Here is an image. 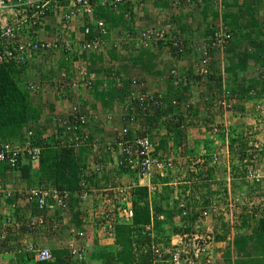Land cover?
<instances>
[{
  "label": "built area",
  "instance_id": "2783aa9c",
  "mask_svg": "<svg viewBox=\"0 0 264 264\" xmlns=\"http://www.w3.org/2000/svg\"><path fill=\"white\" fill-rule=\"evenodd\" d=\"M144 0H100L102 6H107L116 10L122 5H133L138 9L142 7ZM252 4H264V0H249ZM190 0H176L175 5H189ZM97 2L95 0H63V3L57 5L58 17L62 25L61 33L55 32L50 37L40 36L45 32L46 15L55 11V0H0V65L15 63H30L35 55H48L55 52L72 53L77 52L80 55L97 54L103 51L106 44V37L109 30L105 21L96 17ZM9 13L11 20H6V14ZM47 13V14H46ZM131 11H126L124 16L128 18ZM55 15V14H54ZM14 16V17H13ZM86 17L89 19V25L83 27L81 32L82 40L72 44L65 37L69 33L74 21ZM29 22L35 26V34L38 38L31 40L23 37L22 25ZM260 26L264 30V21H260ZM232 39V33L224 27L214 28L212 34L204 40L194 43L197 51V59L193 63L194 74L205 77L208 73V64L210 60V51L222 54ZM161 45L175 55L183 56L187 49L184 39L175 32L170 21H162L156 26L137 31L130 28L121 31L116 42H112L110 47L119 49L120 46L131 48L133 51L150 49L152 46ZM76 79L70 83L67 81L64 71L59 74V83L62 88L72 90L78 87L90 89L94 84V78L88 74L84 64L78 67ZM169 74L174 83L178 84L179 79L176 69H171ZM120 75L117 76L116 87L121 88ZM128 89L124 101L120 105L121 118L126 122V126L121 127L112 143H107L104 149L118 156V166L128 169L140 175L157 174L163 176L165 172L174 168L173 157L171 155H158L154 153L151 142L147 135H142L132 129L145 117L150 116L154 111L164 108L166 104L165 97L161 93L147 90L145 81L139 78H128ZM55 84V80L50 81ZM69 83V84H68ZM105 86V85H104ZM55 88V87H54ZM25 89L29 94H34L39 90V84L26 83ZM235 96L222 87L221 93L211 100L212 104L218 108H230L231 102ZM207 101L210 99L206 98ZM264 103V96L262 98ZM170 104L173 107L179 106L176 99H171ZM185 109L188 103L185 105ZM260 105L257 108L262 110ZM109 117V116H108ZM188 121H190L188 119ZM87 118L80 112L77 105H71L70 113L67 117H57L53 119V133L61 144L71 147L75 152L81 147L91 145L94 152L98 150V140H90L86 131ZM223 132V133H222ZM221 132L217 127H211L209 139L214 144H219L217 136L222 133L227 136L228 131ZM251 132L250 134H252ZM29 131L27 137H31ZM42 139H45L42 136ZM251 162L255 163V155L261 151V145L256 141L250 144ZM40 146H33L30 139L23 143L4 141L0 143V163H3L11 169H17L23 158H29L31 163H37L40 153ZM204 153V152H203ZM202 154L194 159V164L202 165L204 163ZM212 165L218 164V158L212 157ZM95 171L100 172L101 167L96 166ZM244 178L251 182L258 183L264 176L259 168L250 165L244 170ZM133 185H114L109 187V191L114 194L113 209L104 211L99 216L96 226V232L102 236H111V231L118 221H129L132 217L131 208V189ZM154 187L151 191H154ZM16 196L18 200H23L27 204H34L38 213L29 215L24 221L14 223L6 215L4 220L0 221V242H4L10 228L25 229V233L30 230H40L50 221L51 228L57 232L61 224L60 216H50L48 210L51 208L63 212L67 206L70 197L76 198L80 203L86 201L89 197L87 182L85 179L79 181V188L70 191L68 189L28 187L19 189H9L0 182V202L6 203L8 199ZM108 201V199H105ZM239 197H230L226 206L233 208L235 203H242L246 207V213L254 218L264 217V198L257 203L242 199ZM50 202V203H49ZM113 204V205H112ZM178 207L181 209V215L188 214L187 206L184 200L178 201ZM115 207V209H114ZM225 208L210 202L202 207L198 214L199 219L206 220L211 216L224 215ZM150 227H146L148 230ZM70 238L67 240L66 249L73 260L84 261L87 256L85 249V233L71 226L68 228ZM212 230L205 229V234L192 230L189 234L174 236L170 245L164 247L161 244H152L149 248L150 257L146 264H233L239 260V255L233 250L229 259L224 258V253L232 241L233 234L224 237L219 246L223 251L213 254L211 250ZM176 240V241H175ZM22 250L32 254L34 263L52 262L54 257L50 248L45 246L37 247L31 242H19ZM137 264V263H135Z\"/></svg>",
  "mask_w": 264,
  "mask_h": 264
},
{
  "label": "trees",
  "instance_id": "16d2710c",
  "mask_svg": "<svg viewBox=\"0 0 264 264\" xmlns=\"http://www.w3.org/2000/svg\"><path fill=\"white\" fill-rule=\"evenodd\" d=\"M154 1L155 3L162 2L161 0ZM175 1L176 0H173V4ZM232 1L233 3L231 5H225V13H221L224 28L232 33V39L223 51L226 64L222 68H219L217 65H210L209 63L208 73L205 77L197 74L195 75L190 67L185 68L184 73L187 75L184 79L185 84L181 85L182 83H180V88H177V90L172 93L173 97H170V99L164 96L166 104L163 109L154 111L150 116L144 118L145 120L147 119L146 121H148V119L157 121L161 116L175 113L174 116H172L173 118L168 121L167 130H173V143L176 146L181 142L182 133H180V131L183 129L182 122L185 119H190V115H194L197 112V110L193 109L189 104L184 111L180 109L181 106L186 104L184 101L186 96L184 94L188 93L190 87L197 83V79L203 82L205 81L210 89L209 83L216 85L217 89L221 88L222 90V87H224L239 100L249 97L257 87L258 94L264 91V30L260 26V21L257 19L256 15L254 16V7L249 0H242L241 5L238 7H235L237 0ZM62 3L63 0H55V10L57 14L58 9L56 6ZM126 6L127 5H122L119 7L124 9ZM229 7L232 9L236 8V11L227 13L226 10ZM118 8L113 10L110 7L101 6L95 12V15L105 21L109 30H114L117 25H124L127 21L123 17L125 10L122 14L117 13L119 14L118 17L112 13L118 11ZM244 19H246L244 24L240 23V21H244ZM216 28H220V26ZM212 31L213 28H210L209 31L207 30L208 36L212 34ZM213 53L217 52L210 51V56ZM112 54L113 52L108 54L110 58H113ZM251 62L261 69L260 77L258 76L255 79L246 81L242 74L247 71ZM23 65L24 64L19 65L15 63L0 65V143L4 141L23 143L30 139L33 146H40L42 148L35 171L31 172V161L27 158V175L24 178L22 177L23 182L26 184L24 188L44 187L74 191L79 188V181L82 178L85 180L87 179L82 159L79 157L78 152L76 153L71 147L61 144L56 137L52 136L48 139H42L43 131L39 125L41 111L29 102V93L26 91L25 85H20L17 81L18 78L15 77L19 73L18 70H16V66L22 67ZM68 72L65 71V75L67 81L70 83L74 79L69 78L70 74ZM117 72L118 71H116V73ZM184 73L180 75H184ZM116 75H118V73ZM224 76L227 81H224ZM119 77H122L120 78L122 84L121 88L117 89L113 87L108 91L100 92V99H103V97H114L117 100H124L127 94L129 81L128 78L122 75ZM171 99H176L179 102V106L173 107L170 104ZM209 101H207V103ZM207 103L203 105L205 106ZM29 131L32 133L31 137H27ZM217 137L223 140L225 136L220 133ZM236 141L235 139H231L228 143V147L231 151L233 149L232 144ZM209 142L212 143L211 140H209ZM242 145L244 146V144ZM203 148L204 153L202 158L204 163L202 165L193 163L194 166H196V170H194V174H191L190 177L193 178L192 182L195 180L194 182L203 184V186L208 189L210 180L213 178V172L215 169H219V165L211 164V153L213 149H211L210 144L207 143L206 147ZM241 149L242 148L235 153L236 156L234 159L237 162H243L242 160L245 156L244 153L241 154ZM189 154L190 153L185 156ZM190 157L192 156H188L187 158ZM192 161L194 162V159ZM0 166H2V172L14 170L3 163H0ZM120 168L122 172L129 175L137 174L126 168ZM220 169L222 172L225 171L223 166ZM231 171L233 172L232 174H236L233 166ZM204 174H206V176ZM151 175L154 177V182L156 184H163L169 179V175L171 174L170 171H167L162 177H159L157 174ZM173 192V189L167 185H162L159 191H156L155 188L153 193H150L145 186L134 185L131 189V208L133 212L131 219L129 221H118L115 223L110 233L112 237L111 245L99 244L98 241L94 239L92 241L94 244L93 250L87 254L84 261L73 260L67 250L57 249L52 251L54 257L52 262L34 263L32 254L22 250L21 247L18 249V247H15L12 243H8V237L4 242H0V247L7 251L13 249L15 264H64L66 261L70 264H91V262L94 261H98L99 264H146L150 257L149 248L152 244H161L164 247H168L173 236L189 234L192 231L193 220L199 218L198 211H193L192 202L194 201V193L192 192L191 194V188L177 192L176 196H173ZM15 199L16 196H13L8 199V202L13 203ZM74 199L76 198L71 196L69 200L71 201ZM179 200H184L187 206L188 214L186 216L181 215V209L178 207ZM76 203L79 204L80 202L78 200L75 201L73 207ZM209 203L210 200H206L203 206ZM31 206L33 209L31 215H36L38 213L36 207L34 204H31ZM245 210L246 207L244 208L243 214L248 219L253 220L255 226L249 233L244 231L233 235L232 241L224 253V258L228 260L233 250L240 257L239 260L233 262V264H264V217L254 219L250 217ZM74 219L76 222H79L77 214ZM61 224L58 227L57 234L61 230ZM146 227L150 228L146 230ZM22 232H25V229H22Z\"/></svg>",
  "mask_w": 264,
  "mask_h": 264
},
{
  "label": "crops",
  "instance_id": "0c3cea01",
  "mask_svg": "<svg viewBox=\"0 0 264 264\" xmlns=\"http://www.w3.org/2000/svg\"><path fill=\"white\" fill-rule=\"evenodd\" d=\"M95 1L97 2V11L102 5L100 4V0ZM161 1V3H155L154 0H145L144 4L139 9L133 5H129L124 9L119 7L118 11L112 12L117 17L119 14H122L124 10L125 12L131 11V14L128 18H126L124 16L125 12L123 13V17L127 20L126 24L117 25L114 30L108 29L109 35L106 37L105 47L100 53L80 55L77 52H72L69 54L60 51L55 52V54H58L57 61L55 62L57 65L56 69L58 70L55 69V92L51 95L46 93L44 90L48 86L52 85V83H50L52 79V73L43 72V69H41L42 64L36 62L37 57H40L41 55H35L30 63L24 64L22 67L16 66V70H18L19 73L15 77L18 78L17 81L20 85L23 86L29 82L39 84V90L34 94H29V102L33 106L39 108L41 111L39 125L43 131L42 136H44V138L48 139L49 137L54 136L53 119L57 117H67L70 113L71 105H77L80 112L86 116V131L89 134L90 140H98V150L97 152H94L91 148V145H87L81 147L78 151H76V153L78 152L79 157H81L82 163L85 167L87 174L86 182L88 195L92 198L94 207L99 201L105 204L104 207L107 208H105L104 211L109 210V206L112 207L111 203L114 204V201L112 200L115 196L109 191L110 186L122 184L145 186L150 193H153V191L150 190L151 188L154 187L156 188V191H159L162 185H167L173 189V196H176L177 192L184 191L185 189L189 188V186L185 187V185L190 184V182L178 180V178L175 176L176 174L169 175L170 177L165 183L156 184L152 175H129L125 172H122L121 168L117 164L118 156L115 153H110L104 149V146L107 143H112L114 141L119 129L126 126L127 124L121 118L120 105L124 100H117L114 97H103V99H100V92H105L113 87H116V81L118 80L117 76L122 75L125 78L136 77L142 79L145 81L148 91L162 93L168 99L173 97L172 93L176 91L177 88H180V86L172 87L171 82L165 83V74L163 72L165 62L169 60L167 61V64H169L168 69L176 67V69H178L180 72L179 74L184 73L185 68L187 67H190L191 71L194 73L193 66L188 63V60L191 62L194 51H196L194 48V43L198 41H195V37L197 35H202L203 37L205 35L207 36V30L213 28L215 22H217L216 27L218 25V21H220V24L224 25L221 19V13L224 12L225 8H222L221 6L225 7V5H231L233 3L232 0H190L191 3L189 5L182 4L178 6L173 4V0ZM241 3L242 0H237L235 7L240 6ZM213 4H220V10H212ZM260 7H254V13H256L257 9ZM231 11L235 12L236 8L232 9L229 7L226 10L227 13ZM6 20H11L9 13L6 14ZM162 21H170L175 32L179 33V35H181V37L184 39L187 51L183 56L174 54V56L170 59H168V57L165 58L164 53L161 52V49L163 48L161 45H155L150 49H142L140 51H133L131 48L123 46V48L127 50V53H124L125 55H119L114 49L110 47V44L117 40L122 30L133 28L137 31H140L151 26H156ZM88 23L89 19L86 17H82L81 19L74 21L70 32L66 33L65 37L70 40L72 44H76L78 41H81V32L84 26L89 25ZM61 28L62 25L60 23L57 11H51L46 15L45 32L40 36L50 37L54 32L55 34L61 33ZM34 29L35 27H32L29 22L22 25V32H24V34H22L23 37L31 40L38 38L39 36L37 37ZM160 47L161 49H159ZM111 52H113V58L111 57L112 59L108 55ZM164 60L165 62H163ZM79 61H81V64L86 66L88 74L94 78V84L92 88H80V90H72L68 87L62 88L59 86L60 83L58 82V74L60 71H69V78L75 79L73 73H71V68ZM117 63L119 66V70L117 72L118 75H116V70H113L112 68ZM184 75L187 76L185 73ZM184 95L186 96L187 101H192L193 89L190 87L189 92L185 93ZM174 114L175 113H172L171 115L169 114L167 116H161L157 119V121H152V119H148V121H146L147 119H143L140 121V123L132 126L131 128L139 134L148 136L155 154L171 155L173 157L174 165L176 166V160L179 156L187 158V156L184 155L185 152H187L190 148L189 140L190 138L198 139V131L197 129L193 128L194 131L189 133L188 130L183 128L180 131V133H182L181 142L178 146H176L173 143V130H167L168 121L172 119ZM220 120L221 119L218 120L220 124L221 122H224V120ZM49 127H51V132L49 131ZM217 138L219 139V137ZM27 163V158H23L20 161L17 169L4 172H2V166H0V182L5 186H7L6 184H9L11 187L16 186L17 189L24 187L26 184L23 182L22 177L24 178L27 175ZM30 165L31 172L35 171L37 168V163H31ZM96 166L101 167L99 173H97L94 169ZM176 170L178 169L176 168ZM176 170L174 169V171ZM221 172L222 171L219 169H215L213 172V178H211L210 182H213L214 180H220L219 177L222 176ZM105 199H108V201ZM74 200L77 201L76 199ZM74 200H69V205L67 204L63 212H59L57 209L51 208L48 210V214L51 217L60 216L61 222L64 225L69 222V225H74V227L83 231L86 234V237L90 234L92 240L93 238H96L103 245H111V236H105L103 239H101L102 235L96 232V223L93 225L89 224V216L92 215L91 210L89 208L86 209L83 206V203H76V205L73 207V204L75 203ZM11 210L17 215L21 213L23 218H27L29 215H31L33 209L30 204H27L21 199L18 200L17 198L13 203H9L8 200L4 204L0 202V211L2 214L7 215L9 212H11ZM92 212L94 213V211ZM76 214L78 215L79 222H76L74 219ZM57 236H60V234L58 233ZM26 237L27 236H24V241L32 240L30 237H27L28 239H26ZM64 239L66 240L67 236ZM19 242L20 240H18V243ZM57 249L67 250L66 245H61L54 248L52 247V251ZM0 264H15L13 249L7 251L1 249L0 247ZM91 264H99V262L94 261L91 262Z\"/></svg>",
  "mask_w": 264,
  "mask_h": 264
},
{
  "label": "rangeland",
  "instance_id": "374dc122",
  "mask_svg": "<svg viewBox=\"0 0 264 264\" xmlns=\"http://www.w3.org/2000/svg\"><path fill=\"white\" fill-rule=\"evenodd\" d=\"M252 5L255 8L257 6L259 7L261 6L259 9H257L255 15L257 18L260 17L258 18L259 21H264V15H263L264 4L260 3L258 5L257 4L256 5L252 4ZM212 6H213L212 10L215 11L216 9L219 11L221 5L213 4ZM221 7L224 8V6ZM245 20L246 19H244V21H240V23L244 24ZM216 24L217 22L214 23L213 29L216 28ZM218 25L220 27H224L223 24H220V21H218ZM207 37L208 35L207 36L205 35L204 37L202 35H197L195 37V41L204 40ZM113 42H116V40ZM159 49H161V47ZM115 51L119 55H122L125 52L127 53V50L124 49L123 46H120L119 49H115ZM161 52H163L164 57L165 58L168 57V59L174 56L172 52L165 49L164 47L161 49ZM57 56L58 54L51 53L48 55H41L40 57H37L36 60L37 63L39 62L42 64L41 69H43V72L52 73L51 76L52 81L55 80V69L57 66L55 62L57 61ZM197 56H198L197 51H194V54L191 58V62L188 60V63L190 64L194 63L197 59ZM167 61L166 62L165 60L163 61L165 62L164 64L165 66L163 67V72L165 74L164 75L165 83L171 82L172 87L180 86L179 85L180 83H182L181 85L185 84L184 79L186 78V76L180 75L179 74L180 72L178 71V69H176V67L173 68L176 69L178 77L181 80L180 82H178V84L174 83V79H172L171 75L169 74L170 70L173 68L168 69L169 64H167ZM209 63L210 65L214 64L217 65V67L222 68L226 64L224 53L222 54L213 53L210 56ZM80 65H81V61L76 63V65H73V67L71 68V73H73L75 79H76V74L78 72L77 69ZM112 68L113 70L118 71L119 70L118 63L114 65V67ZM260 73H261V69L255 66L254 64H252L251 62L248 66L247 71L242 75L245 77L246 81H249L250 79H255L258 76L260 77ZM58 78H59V74H58ZM224 81H227L225 76H224ZM209 85L211 89L208 88V84L206 85L205 81L203 82L197 79V83L191 86V89H193L192 101H187V99L184 100L185 103H188L190 106L193 107V109H196L197 112L194 115H190V119H189L190 121H188V119H185L182 122V126H183L182 128L188 130L189 133L191 131H194L193 128L197 129L198 139L190 138L189 140L190 148L187 152H185V155L190 153L188 156H192V157L185 158L179 156L178 159L176 160L177 164L176 166L174 165L175 167L170 171V174L171 175L176 174L175 175L176 178H178V180L180 181L190 182V184L185 185V187L189 186V188H191V194L192 192L194 193L193 194L194 201L192 202V207L194 212L197 211L199 212V210L202 207H204L203 203L206 200H210V202H215L217 205H220L225 208L224 209L225 212H223L225 213L224 215L211 216L206 220L196 218L192 222L193 225L192 230L198 233L205 234L206 228L212 230L213 233H212V241L210 247L213 254H216L219 253L220 251H223L222 247L219 246V244L222 243L226 235L228 234L234 235L236 233H242L244 231L249 233L251 229L255 226V222L253 220L248 219L243 214L245 206L242 203L237 202L235 203L234 207L230 209V207L228 208V206H226L228 203V199L230 197H239L240 202H243L241 200L242 198L257 203L258 201H261L262 198H264V178L261 179L260 182L255 183L246 180L243 175V170H245L250 165H255L257 168L260 169L261 174L264 176V103L262 102L264 91H261V94H258L257 93L258 87H257L256 90L254 91L255 93L252 92L249 97H245L242 100H239L235 96L234 101L231 102L230 108L221 109L214 106L212 102H210L212 99H214L217 95L221 93V88L217 89L216 85L214 84L209 83ZM54 87L55 84H52L51 86H48L44 91H46V93L51 95L55 92ZM77 89L80 90V87H78ZM206 98L211 100L207 103ZM204 103L207 104L204 106L203 105ZM184 105L180 107V109L183 111L185 110ZM260 105H263L262 110L257 108ZM217 119L218 120L221 119L220 121L224 120V122L223 123L221 122L220 124V122ZM211 127H217L218 129L221 130V132L223 130L228 131L227 136L224 137L223 140L220 139L222 142L219 140V144H218L219 146L214 144L213 141L212 143L209 142ZM49 131L51 132V127H49ZM251 132L253 133L250 134ZM231 139L237 140L235 143L232 144L233 145L232 151L228 147V143L230 142ZM254 141H256L258 144L261 145V151L259 152V154L255 155L254 157L255 158L254 162L256 161L255 163L251 162V156H250L252 150L250 144L251 143L253 144ZM207 143H209L211 149H213L211 153L212 157L218 158L217 165H219V170H221L220 168L222 166L224 167L225 170L221 172L222 176L219 177L220 180L218 181L214 180L213 182H210L209 184L210 186H208V189H206L207 187L203 186V184L200 183L197 184L196 182H194L195 180L193 181L194 182L193 183L191 181L193 178L190 177L191 174H194V170H196V166H194L192 160L204 152L203 147H206ZM242 144H244V146ZM240 148H242L241 154L242 153L245 154L242 160L243 162H239V161L237 162L234 159V157L236 156L235 153L240 151ZM231 165L235 169L236 174H232L233 172L231 171L232 169ZM176 168L178 170H176ZM174 169L176 171H174ZM204 175L206 176V174ZM6 185L7 188L17 189L16 186L11 187L9 184ZM112 201H114V199ZM99 202L94 207V203L90 196L86 201L82 202L83 206L86 209L89 208L91 210L92 215L89 216L90 219L89 224L91 225H93L94 223L97 224V222L99 221L100 213L103 212L105 208H107L104 207L105 204L101 203V201ZM109 209H113V207L109 206ZM92 211H94V213ZM7 216H9L14 223H19L25 220V218L21 216V213L17 215L12 210L11 212H9V214H7ZM5 217L6 214H2L1 212L0 221L4 220ZM66 225H64L63 223L61 224V230L59 231L60 236H57L58 234L52 230L50 221H46L45 225L40 230H31L29 231V233L22 232V229L16 231V229L10 228L8 235V243H12V245H15V247H18V249H20V244L18 243V240H20V242L21 241L28 242V241H24V236H27L32 239L29 240V242L33 243L35 246L37 247L45 246L50 248L52 251V247L54 248V247H59L61 245L62 246L66 245L67 240L70 238V235L68 234L67 230L69 227H71V225H69V222ZM66 236L67 239L65 240L64 238ZM27 237L26 239H28ZM104 237L105 236H102L101 239H103ZM172 238H174V236ZM94 239L96 238H93V240ZM93 240L90 234L89 236L86 237L84 244L87 253H90V251L93 250L94 247V244L92 243ZM97 241L99 244H101L99 240ZM64 264H70V263L66 261L64 262Z\"/></svg>",
  "mask_w": 264,
  "mask_h": 264
}]
</instances>
